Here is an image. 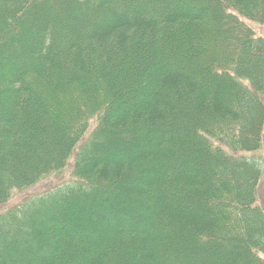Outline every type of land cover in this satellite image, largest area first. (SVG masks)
Masks as SVG:
<instances>
[{
    "label": "trees",
    "instance_id": "1",
    "mask_svg": "<svg viewBox=\"0 0 264 264\" xmlns=\"http://www.w3.org/2000/svg\"><path fill=\"white\" fill-rule=\"evenodd\" d=\"M246 21L264 0H0V205L80 179L0 215V264H263Z\"/></svg>",
    "mask_w": 264,
    "mask_h": 264
},
{
    "label": "rangeland",
    "instance_id": "2",
    "mask_svg": "<svg viewBox=\"0 0 264 264\" xmlns=\"http://www.w3.org/2000/svg\"><path fill=\"white\" fill-rule=\"evenodd\" d=\"M246 23L256 32V34L259 37L260 36L264 37V23L260 24L250 21H246ZM96 125H97V119L95 117L90 121L89 131L87 132L84 140L91 135ZM251 154L252 153H247V158H253V157L255 158L257 156L260 158V163H261L260 166H261L262 174H261L260 182L257 187L256 206L264 211V132H263V146L261 150L258 151L257 156ZM75 158L76 156L74 154L63 169L57 171L56 173H48L45 176L40 177L34 184H32L27 188L11 189L8 201L5 204L0 205V215L5 214L8 210L14 207L22 205L27 200L42 195L47 191L56 188L60 185L73 183L74 181L78 182V180L80 181V179L73 174V164L75 162ZM2 170L3 167L0 168V172ZM77 207H79V205ZM262 257L264 259V254L262 255ZM11 260H18V259L12 258Z\"/></svg>",
    "mask_w": 264,
    "mask_h": 264
}]
</instances>
